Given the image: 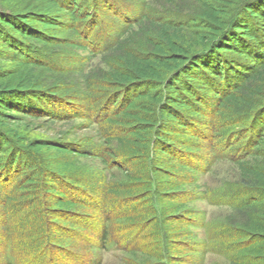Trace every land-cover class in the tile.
<instances>
[{"label": "rangeland", "instance_id": "rangeland-1", "mask_svg": "<svg viewBox=\"0 0 264 264\" xmlns=\"http://www.w3.org/2000/svg\"><path fill=\"white\" fill-rule=\"evenodd\" d=\"M0 1V7L19 13L43 8L40 0ZM90 1L80 0V4L87 9L85 15L89 12L93 15L88 19L83 16L76 23L82 38L89 37L90 42L83 45L80 41L83 44L77 47L62 43L46 49L52 52L57 68L52 73L41 72L44 85L51 86L59 79L65 86L58 95L66 101L39 103L43 112L33 118L15 117L12 125H27L30 128L27 138L31 140H58L91 151L92 155L82 157L43 149L35 155L34 169L38 174L50 169L68 175L74 184L91 192L100 206L99 210H90L94 215L91 224L99 230L107 226L110 243L108 248H97L76 235L72 230L79 229L76 219L63 215L61 209L62 214L48 211L59 208L57 199L48 198L38 190L25 201L19 200L20 193L15 194L18 203L14 207L11 238L18 248L17 252L9 250V254L18 263L26 264H77L72 260L75 256L87 261L100 257L102 264H159L156 253L159 248L162 251L159 227L163 225L170 258L177 259L171 264L262 263L259 256L251 255H256L257 249L264 250V238H255L251 233L256 226L264 225V192L247 189L239 162L248 161L250 167L264 173V143L257 157L249 155L252 143L247 131L237 122L238 117L226 111L218 120L214 119L216 133L211 138L217 150L211 151L210 163L199 174L170 180L166 170L171 169V159L153 161V172L158 171L156 196L163 209L159 223L154 212V217L149 215L152 195L149 199L145 194H137L143 185L131 183L133 176L141 175L148 159L133 156L129 134L134 128L128 118L116 117L117 106L113 105V96L120 92L115 93L118 88L103 81L113 71L118 56L125 51H138L139 44L146 42V34L153 35L158 26L169 20L184 23L189 38L195 32H202L190 23L202 13L203 6L196 0H100V6L105 2L107 6L96 9ZM216 1H221L215 4L226 8L228 13L241 2ZM61 37L79 42L71 28ZM3 65L15 66L0 62V67ZM0 129L6 136L0 138L4 142L1 145H6L7 140L17 143L9 127ZM207 141L204 148L211 142ZM26 151L32 153L30 148ZM106 151L110 156L103 162L97 155ZM19 180L21 176H16L14 185ZM188 191L191 195L186 194ZM252 201L256 203L250 204ZM19 221H22L20 225ZM4 233L1 229L0 234ZM86 234L96 239L93 233Z\"/></svg>", "mask_w": 264, "mask_h": 264}, {"label": "trees", "instance_id": "trees-1", "mask_svg": "<svg viewBox=\"0 0 264 264\" xmlns=\"http://www.w3.org/2000/svg\"><path fill=\"white\" fill-rule=\"evenodd\" d=\"M40 1L41 10L25 13L0 7V45L6 47L0 46V62L15 65L0 67V127H9L17 139V143L7 140L4 146L1 145L4 142H0V231L5 232L0 234V264H26L18 263L8 252H17L18 248L11 238L14 232L12 217L18 203L16 193H20L19 200L24 201L31 199L30 194L38 190L48 198L56 197L59 208L47 210L59 213L62 210L63 215L75 218L79 229L72 230L76 235L97 248H108L110 243L108 227L104 225L99 230L91 224L94 215L90 210L100 208L91 192L74 184L68 175L46 169L40 176L34 169L35 155L43 149L82 157L92 155L91 151L58 140H31L27 138L30 130L27 125H12L15 117L33 118L43 112L39 103L66 101L58 95L59 89L65 86L59 79L51 86L44 85L41 72L52 73L57 68L47 47L62 43L77 47L90 42L89 37L82 38L83 33L76 27L81 17L88 19L93 15L90 12L85 15L87 9L81 7L80 0ZM91 1L98 9L100 0ZM196 1L201 3L203 11L190 24L202 32H195L189 38L184 23L169 20L158 26L153 35L147 33L146 42L139 44L138 51H125L118 56L113 71L103 80L118 88L115 93L120 92L113 96V105L117 106L116 117L128 118L134 128L129 134L133 156L148 159L141 175L133 176L131 183L143 185L137 194H145L149 199L152 195L149 215L154 217L155 213L159 223L163 209L156 196L158 171L153 172V161L160 162L163 157L171 159V169L166 170L170 180L199 174L207 166L205 164L210 163L208 155L217 150L211 138L216 133L214 119L218 120L226 111L238 117L237 122L247 131L252 143L249 155L257 157L264 143V0H241L230 13L215 4L221 1ZM105 3L103 6H107ZM69 28L79 42L61 37ZM3 134L0 132V138H6ZM206 140L211 142L204 148ZM28 148L32 153L26 151ZM97 156L107 162L110 155L106 151ZM248 163L239 162L247 189L263 193L264 173ZM120 168L122 170L123 166ZM16 176H21L22 180L14 185ZM186 194L191 195V191ZM263 231L264 225L256 226L251 234L264 238ZM86 232L96 235V239H91ZM159 233L163 247L162 251L157 250V262L171 264L177 259L170 258L163 225ZM255 253L251 256H259L260 264H264V250L257 249ZM72 260L77 264H102L100 257L87 261L75 256ZM251 262L249 264H254Z\"/></svg>", "mask_w": 264, "mask_h": 264}]
</instances>
